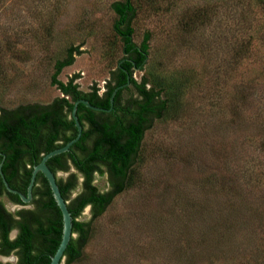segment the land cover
<instances>
[{
    "label": "rangeland",
    "instance_id": "1",
    "mask_svg": "<svg viewBox=\"0 0 264 264\" xmlns=\"http://www.w3.org/2000/svg\"><path fill=\"white\" fill-rule=\"evenodd\" d=\"M116 1L0 0V108L62 96L51 78L71 47L83 53L59 78L104 93L123 58ZM135 5L134 41L152 35L135 79L186 83V97L180 117L146 133L131 185L92 222L73 264H264V0ZM250 37V54L237 57ZM95 184L109 189L106 177ZM91 219L88 207L79 220Z\"/></svg>",
    "mask_w": 264,
    "mask_h": 264
},
{
    "label": "trees",
    "instance_id": "2",
    "mask_svg": "<svg viewBox=\"0 0 264 264\" xmlns=\"http://www.w3.org/2000/svg\"><path fill=\"white\" fill-rule=\"evenodd\" d=\"M136 1H116L111 5L116 15L113 30L120 38L123 58L111 72L104 93L97 86L90 91L82 90L76 83L77 75L68 82L59 78L64 68L74 64L76 55L83 53L81 47H71L66 58L55 63L51 78L62 96L48 104L0 108V166L10 187L25 195L34 167L45 155L76 138L78 130L72 116L75 103L87 100L105 109L96 111L79 104L81 139L70 151L48 161L73 216L76 237L65 252L66 264L83 257L92 222L131 185L146 133L157 122L180 117L186 97V83H166L149 76H143L141 81L135 79V71H144L149 63L152 41L150 32L141 44L134 41ZM240 40L237 57L250 54L254 44L253 37ZM118 88L112 106V96ZM59 173L67 174V178ZM98 176L107 178L108 190L102 191L95 184ZM33 195V201L26 204L18 194L9 192L0 169V255L17 258L15 263L0 264H51L61 244L63 214L43 173L37 176ZM3 198L19 209L11 212ZM88 207H91V221L79 220ZM14 232L16 236L12 237Z\"/></svg>",
    "mask_w": 264,
    "mask_h": 264
},
{
    "label": "water",
    "instance_id": "3",
    "mask_svg": "<svg viewBox=\"0 0 264 264\" xmlns=\"http://www.w3.org/2000/svg\"><path fill=\"white\" fill-rule=\"evenodd\" d=\"M121 88H123V87H121ZM119 89L120 88L116 89L113 93L112 100H111L112 106L114 105V99H115V96H116ZM79 104H84L88 108L96 110V111H105V109H103V108H98V107L93 106L87 100H79L75 103L72 116L75 120L76 127L78 130V134H77L76 138L73 139L72 141H70L64 147L56 149V150L48 153L47 155H45L43 157L42 161L40 162V164H38L37 166L34 167V170L32 173V178H31V181H30V184L28 187L27 195H25V194L21 193L20 191L15 190V189L10 187L8 181L6 180V178L4 176V173L2 172V166H0L1 175L3 177L4 184L7 187L8 191L11 193H14V194H18L21 197V199L23 200V202L26 204H29L33 201V198H34L33 188L36 184L38 174L43 173L44 176L47 178V180L50 184L51 190L53 192L54 198H55L60 210L62 211L63 222H64L62 241H61V244H60L58 250L56 251L55 255L52 258L51 264H65L66 263L65 262V252H66L72 238L76 237V234L73 233V216L69 210L68 201H66L65 198L63 197L62 192H61L60 187H59L58 182H57V177L54 174V172L51 170V168L48 166V161L57 155H60V154H63V153L70 151L71 147L81 139V137L83 135V126H82V124L79 120V117L77 115ZM0 258H3L5 261L8 260L7 257L2 256V255H0Z\"/></svg>",
    "mask_w": 264,
    "mask_h": 264
},
{
    "label": "flooded vegetation",
    "instance_id": "4",
    "mask_svg": "<svg viewBox=\"0 0 264 264\" xmlns=\"http://www.w3.org/2000/svg\"><path fill=\"white\" fill-rule=\"evenodd\" d=\"M10 257H15V256H10ZM10 257H7V258H10Z\"/></svg>",
    "mask_w": 264,
    "mask_h": 264
}]
</instances>
